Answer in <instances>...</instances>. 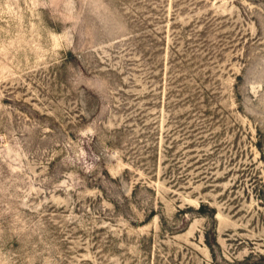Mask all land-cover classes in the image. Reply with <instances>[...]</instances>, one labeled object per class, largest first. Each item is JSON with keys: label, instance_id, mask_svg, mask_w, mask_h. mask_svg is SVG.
I'll return each mask as SVG.
<instances>
[{"label": "rangeland", "instance_id": "1", "mask_svg": "<svg viewBox=\"0 0 264 264\" xmlns=\"http://www.w3.org/2000/svg\"><path fill=\"white\" fill-rule=\"evenodd\" d=\"M0 264H264V0H0Z\"/></svg>", "mask_w": 264, "mask_h": 264}]
</instances>
